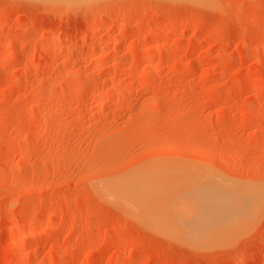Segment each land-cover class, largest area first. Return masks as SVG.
Wrapping results in <instances>:
<instances>
[{
	"label": "rangeland",
	"instance_id": "obj_1",
	"mask_svg": "<svg viewBox=\"0 0 264 264\" xmlns=\"http://www.w3.org/2000/svg\"><path fill=\"white\" fill-rule=\"evenodd\" d=\"M160 173L238 219L109 197ZM263 193L264 0H0V264H264Z\"/></svg>",
	"mask_w": 264,
	"mask_h": 264
},
{
	"label": "bare ground",
	"instance_id": "obj_2",
	"mask_svg": "<svg viewBox=\"0 0 264 264\" xmlns=\"http://www.w3.org/2000/svg\"><path fill=\"white\" fill-rule=\"evenodd\" d=\"M116 44L117 46H119L118 43ZM116 44L114 46H116ZM183 175L184 173H175V174L160 173L157 175L151 174L150 176H146V177L142 176V179L141 177H136V179L139 178V180L138 179L136 180L135 177H132L131 180H133L134 178V181L126 182L127 180L130 179L128 178L127 180L126 179L124 180V182L126 183H123V181L122 182L112 181L111 183L114 182L115 187L118 188V192H117L118 194L115 193L112 196L111 193L113 190L111 189L109 197L111 199L120 198L123 200V201L121 200L122 203L124 202L131 207H135L136 209L138 208L141 211V213L144 212L148 213V215H150L151 218H155V220L159 222L161 228L176 226L177 228L174 229L180 228L181 230L183 226V229L189 230L188 231L189 233L190 231H195L196 229H205V228L206 229L212 228L214 231H215L214 228H216V231L220 232L223 229L220 226L229 225L231 222L229 224H226V222L231 219L235 221L236 219H238L237 215L240 209L236 208L234 204L232 205L230 203L231 199L238 200L234 194L228 193L224 188L221 189L218 186L217 188L216 186H212L207 183L205 184V182L204 181L202 182L201 179L199 180L197 176L193 177L191 174L187 175L186 173L185 174L187 175L186 178L184 177L185 175L184 176ZM129 176H132V174ZM107 188L110 189L111 187L108 186ZM121 193H123V195H120ZM126 195L129 197H125ZM262 195H264V193ZM242 196L244 197L245 194H243ZM246 197L247 198L240 197L243 205L249 204L252 201L255 202V200L258 199V197L257 199H254L255 197L252 194L250 197L249 196ZM125 198L126 199L129 198L128 202L125 201ZM262 198H264V196H262ZM239 207L241 208L240 205ZM131 209H129V211ZM175 212L178 214L175 215L176 214ZM139 215L141 216V214ZM190 217H193L194 220L191 222V224H188L185 219H188ZM182 219L184 220V222L182 221ZM147 220L150 221V219ZM178 223L180 226L177 225ZM230 226H233V224L229 225V227ZM224 228L227 231L228 226L227 228L226 227ZM195 232L197 233V231ZM186 237L188 238V236Z\"/></svg>",
	"mask_w": 264,
	"mask_h": 264
}]
</instances>
